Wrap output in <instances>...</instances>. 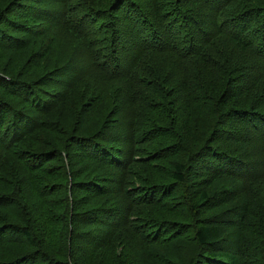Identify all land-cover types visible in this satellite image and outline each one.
Segmentation results:
<instances>
[{
	"label": "trees",
	"instance_id": "obj_1",
	"mask_svg": "<svg viewBox=\"0 0 264 264\" xmlns=\"http://www.w3.org/2000/svg\"><path fill=\"white\" fill-rule=\"evenodd\" d=\"M6 56L0 264H264V0H5Z\"/></svg>",
	"mask_w": 264,
	"mask_h": 264
},
{
	"label": "rangeland",
	"instance_id": "obj_2",
	"mask_svg": "<svg viewBox=\"0 0 264 264\" xmlns=\"http://www.w3.org/2000/svg\"><path fill=\"white\" fill-rule=\"evenodd\" d=\"M54 1V0H53ZM57 1H59V0H55V2H57ZM4 2H5V0H0V6H3L4 5ZM173 33H179V30H177V29H175V32H173ZM142 36L144 37V38H146L147 36L145 35V33H143L142 34ZM174 36V35H173ZM57 58V60L58 61H62V57L59 55V54H57L56 52H52V57H51V61L49 62V60H48V64H46V66L43 68V70L46 72L47 70H49V69H52L53 67H57V65H58V61H56L55 59ZM17 60H15V61H9L10 59L6 56V57H3L1 60H0V67L1 68H3V67H8L9 68V72L11 73V74H13L14 76L16 75L17 77H25L26 75H22V74H18V73H20V72H22V73H25V71H26V66L24 67L23 66V64H24V62H25V60L24 59H18V58H16ZM59 62V63H60ZM87 64H89V62H87ZM24 67V68H23ZM24 70V71H23ZM64 70H65V67L63 68V69H61V70H59V71H57L58 72V75L59 74H61V73H65L64 72ZM56 71H55V73H57ZM54 73V74H55ZM97 73H99V72H97V71H94L93 73H92V77L94 78V77H96L95 76V74H97ZM0 75L2 76V77H7V79H8V77H12V76H10L8 73H2V72H0ZM38 75H39V72H36V76H37V78H38ZM99 75H101L100 73H99ZM57 77V74L56 75H54L53 76V82L55 83V82H60L61 81V79L62 78H56ZM90 79V78H89ZM60 80V81H59ZM68 80L70 81V76L68 75V73L66 74V77L64 76V78H63V81H65V82H68ZM55 89H58L57 87H54V88H48V93H51V94H54V92H55ZM54 90V91H53ZM53 91V92H52ZM100 113H102V112H100V111H97L96 112V114L98 115V114H100ZM130 137V139H132L131 138V136H129ZM129 137L128 136H126V137H124V136H122V141L124 142V144H125V141L127 140V139H129ZM257 140H261V134H259V135H257L256 137H255ZM127 146H129V144H127ZM260 154V152H254V156H257V155H259ZM163 174H165V173H163ZM163 174H161V175H159V176H156V180L158 181V182H163L164 180H166V178H162V177H160V176H162ZM134 207V206H133ZM133 207H131V209H132V211H133ZM229 207L230 206H225V207H222V208H220L219 210H217V212H224V211H229ZM121 212H122V210H121ZM248 234V236H247V239L249 240V244H250V247L252 248V247H254V245L256 244V237H254L252 234H250V232L249 233H247ZM169 236V235H168ZM167 236V237H168ZM235 238H243L242 236H239V237H237V234H236V236H235ZM174 239H176V238H173V239H171V240H169L168 242H166L163 246H162V248H164L165 250L164 251H162V252H160V251H158V252H153V254L151 255V257H149L148 255H142V254H139V253H136V252H134L132 249H131V246H130V244L128 243V244H126L125 245V251L124 252H122V251H119V253H123V254H128L129 255V257L131 258V259H133L134 260V264H159V263H161V261H163V257L165 258V259H171L172 260V262H173V264H175V262H176V258L178 257V254L176 253L175 255H173V253H172V241L174 240ZM245 239V238H244ZM76 241V240H75ZM180 243V242H179ZM179 252V251H178ZM179 261H180V259L176 262V264H179ZM115 262V261H114Z\"/></svg>",
	"mask_w": 264,
	"mask_h": 264
}]
</instances>
